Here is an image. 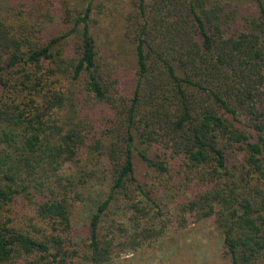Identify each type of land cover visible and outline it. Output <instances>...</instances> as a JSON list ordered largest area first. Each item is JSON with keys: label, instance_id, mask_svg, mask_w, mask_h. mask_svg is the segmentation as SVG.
<instances>
[{"label": "trees", "instance_id": "16d2710c", "mask_svg": "<svg viewBox=\"0 0 264 264\" xmlns=\"http://www.w3.org/2000/svg\"><path fill=\"white\" fill-rule=\"evenodd\" d=\"M93 1L77 18L79 56L71 57L61 47L64 35L41 43L2 17L0 0V264L108 263L121 246L112 227L102 232L111 204L126 200L136 227L140 204L149 200L137 161L165 177L170 172L166 157L149 153L154 146L181 159L189 182L194 174L201 187L209 186L184 206L201 217L216 215L232 264H259L264 0H251L256 11L242 16L220 0H138L131 37L139 80L131 95L115 88L98 64L89 23ZM95 102L105 108L102 130ZM84 153L90 164L105 161L110 168L108 196L91 216L81 253L72 242L71 212L96 174L81 166ZM66 164H75L76 173L63 171ZM19 197L38 201L34 223L21 225ZM147 231L155 229L146 226L145 238ZM125 242L140 244L135 236Z\"/></svg>", "mask_w": 264, "mask_h": 264}, {"label": "rangeland", "instance_id": "374dc122", "mask_svg": "<svg viewBox=\"0 0 264 264\" xmlns=\"http://www.w3.org/2000/svg\"><path fill=\"white\" fill-rule=\"evenodd\" d=\"M89 1L1 0V15L19 29L34 33L43 44L64 35V39L60 41L61 47L69 56L78 57L79 30L82 25L76 24V21L83 15ZM220 1L232 6L231 9L236 8L241 16L257 9L251 0ZM137 2L138 0H94L90 10V31L96 41L98 64L104 73L111 76L115 88L125 95L132 94L139 80L135 46L131 37L137 21ZM13 70L15 71L14 68L8 69L9 73ZM94 105L93 114L98 116L95 122L97 130H102L107 124V119L104 118L105 108L96 102ZM149 148L152 156L161 154L160 158L163 160L166 157L170 172L165 177L142 161H137V176L149 195V200L141 195L142 210L137 215L143 212L136 227L133 225L137 220L135 210L126 200L121 198L111 204L101 224L102 232H107L112 227L116 243H121V246L114 249L112 259L106 264H232L224 244V229L217 223L216 215L201 217L202 211L190 210L184 206L198 193L206 192L209 186L201 187L194 174H190L195 178L189 182L186 171L181 168V159L168 157L159 146ZM87 157L86 153L81 156L85 159L81 166L87 172L95 170L97 175L85 181L86 186L82 188L85 190L84 200L76 201L71 212L72 242L80 245L81 253L89 239L91 216L109 193L110 166L105 161L103 165L97 160L90 164ZM77 168L75 164H66L62 170L73 174ZM37 202L31 198L19 197L17 213L21 225L34 223L32 218L37 216ZM216 209L218 211L221 207L217 205ZM35 222L44 225L40 219ZM120 223L129 228L119 229ZM146 226L148 229H155L152 234L150 231L146 232L148 238L143 234ZM131 236H135L140 242L137 248L125 246L131 245L125 242ZM83 264L91 263L84 261ZM259 264H264V259Z\"/></svg>", "mask_w": 264, "mask_h": 264}]
</instances>
